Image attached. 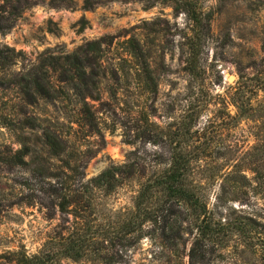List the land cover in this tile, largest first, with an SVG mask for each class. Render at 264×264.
<instances>
[{
  "label": "rangeland",
  "instance_id": "374dc122",
  "mask_svg": "<svg viewBox=\"0 0 264 264\" xmlns=\"http://www.w3.org/2000/svg\"><path fill=\"white\" fill-rule=\"evenodd\" d=\"M9 1L13 8L8 9L16 15L8 31L0 33V42L17 55L5 78L36 72L48 56L77 52L82 57L88 42L99 47L91 53L94 60L88 71L95 75L86 107L75 101H39L25 108L33 128L12 131L0 125V155L23 148L28 152L24 166L0 163V264H18L22 253L36 254L55 232L73 224L71 216L58 211L50 188L58 181L73 184L80 176L62 168V157L53 155L44 142L46 130L57 135L72 156L83 182L108 167L121 166L120 186L110 193L101 188L84 191L79 199L90 226L100 229L114 213L132 206L140 182L165 166L173 138L183 144L179 122L189 107L201 110L192 129L193 144L205 149L201 164L210 168L226 169L256 142L255 136L264 135L262 92L250 93L254 109L248 118L230 117L235 114L230 95L237 81L241 75H253L254 63L264 59V0H196L203 19L197 79L185 69L191 23L175 9L183 0H97L88 10L83 0H30L23 9L17 0ZM59 76L52 74L53 89L69 90ZM5 86L0 87L3 114L11 112L16 101L15 89ZM204 127L208 128L200 135ZM190 176L204 181L208 173L195 168ZM234 204L242 207L238 201ZM257 207L264 208V201L258 199ZM165 214L168 226L180 219L172 210ZM161 224L149 227L128 250L127 264H187L192 235L185 233L179 251L173 253V230L167 227L162 236ZM97 238L92 252L111 253L107 242ZM89 258H60L55 264H100Z\"/></svg>",
  "mask_w": 264,
  "mask_h": 264
},
{
  "label": "trees",
  "instance_id": "16d2710c",
  "mask_svg": "<svg viewBox=\"0 0 264 264\" xmlns=\"http://www.w3.org/2000/svg\"><path fill=\"white\" fill-rule=\"evenodd\" d=\"M17 3V7L23 9L30 5V0H23L22 6L19 0ZM96 3L97 0H83L82 7L88 10ZM10 4L9 0H0L1 34L12 26L16 15L8 9V6L13 8ZM175 9L183 11L191 23V35L187 42L189 58L185 69L192 79H197L200 73L197 63L200 29L203 26L200 5L196 0H183ZM97 47V42H88L82 57L77 52L61 58L48 56L35 67L36 72L5 78L4 72L15 64L17 53L13 47L0 42V87L5 84V88L13 87L16 99L11 112L3 114L0 111V125L12 131L33 128L35 124L25 117V108L37 106L39 101H75V104L82 103L86 107L85 99L90 97V84L95 75V72L88 69L94 60L91 53ZM261 49L264 54V34ZM61 63H64V67ZM252 69L255 73L251 76L241 75L237 87L230 95L231 104L235 108L234 116H230L232 120L246 119L253 113L250 93L260 91L264 94V59L259 64L254 63ZM53 73H58L59 81L71 88L66 91L53 89ZM70 89L73 90L72 94L69 93ZM200 111L190 107L185 111L179 122L183 124V144L179 143L177 136L173 138L175 144L165 166L153 171L140 182L132 199V206L114 213L107 227L102 229L90 226L79 206V199L84 191L101 188L110 193L120 186L122 182L118 175L121 166L108 167L83 182V174L72 156L66 153L57 135L46 130L44 142L53 155L62 157V168L80 176L73 184L58 181L50 188L58 211L62 215L71 216L73 224L55 232L36 254L22 253L17 259L18 264H55L60 258L80 262L89 257L93 261L99 259L96 262L100 264H127L128 250L141 240L149 227L158 222H163L162 236L166 237L167 227L168 230H173L172 237L169 235L173 240V253L179 251V244L185 233L192 235L186 253L187 264H264V208L257 207L258 199L264 201V135L255 136L256 142L242 151L226 169L210 168L207 164H201L205 149L199 144H193L196 132L192 129ZM207 128L201 129L199 134H204ZM26 154L28 152L23 148L12 155H0V163L8 168L24 166L27 164L24 160ZM195 168L208 173L204 181L190 176ZM236 201L242 207L237 208L234 204ZM171 210L180 219L168 226L165 211ZM98 235L102 241L107 242L111 253L99 255L96 251L92 252L91 247L98 241Z\"/></svg>",
  "mask_w": 264,
  "mask_h": 264
},
{
  "label": "water",
  "instance_id": "95a60500",
  "mask_svg": "<svg viewBox=\"0 0 264 264\" xmlns=\"http://www.w3.org/2000/svg\"><path fill=\"white\" fill-rule=\"evenodd\" d=\"M234 77L231 75V76H229V80H232Z\"/></svg>",
  "mask_w": 264,
  "mask_h": 264
}]
</instances>
